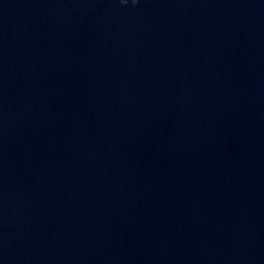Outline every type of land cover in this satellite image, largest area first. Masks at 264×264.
Listing matches in <instances>:
<instances>
[{"label":"clouds","instance_id":"1","mask_svg":"<svg viewBox=\"0 0 264 264\" xmlns=\"http://www.w3.org/2000/svg\"><path fill=\"white\" fill-rule=\"evenodd\" d=\"M122 2H124V0H122ZM136 0H133V4H135Z\"/></svg>","mask_w":264,"mask_h":264}]
</instances>
